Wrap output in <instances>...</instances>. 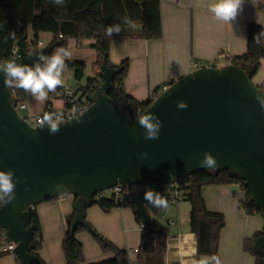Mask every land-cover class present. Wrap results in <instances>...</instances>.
I'll return each mask as SVG.
<instances>
[{
  "label": "water",
  "instance_id": "95a60500",
  "mask_svg": "<svg viewBox=\"0 0 264 264\" xmlns=\"http://www.w3.org/2000/svg\"><path fill=\"white\" fill-rule=\"evenodd\" d=\"M29 44L31 39L18 30L15 56L7 61L31 66L59 47L54 40L30 51ZM254 72L233 64L202 67L173 82L140 114L159 117L162 126L154 140L144 139L137 118L132 121L107 95L118 71L108 67L106 57L98 76L101 84L95 90L87 86L90 106L59 123L55 133L41 124L33 127L20 116L0 72V170L11 169L15 182L14 199L0 206V229L15 245L17 263L38 260L31 215L42 202L75 197L70 232L77 227L91 232L85 216L89 207L102 205L97 193L139 186L132 206L147 237L155 228L143 199L145 189L160 192L167 207L159 209L166 210L173 197L164 195L162 188L203 171H228L239 178L264 221V92L253 83ZM177 101L187 108L178 109ZM204 152L217 160L214 171L197 167ZM253 250L264 264L263 236L255 240Z\"/></svg>",
  "mask_w": 264,
  "mask_h": 264
},
{
  "label": "crops",
  "instance_id": "0c3cea01",
  "mask_svg": "<svg viewBox=\"0 0 264 264\" xmlns=\"http://www.w3.org/2000/svg\"><path fill=\"white\" fill-rule=\"evenodd\" d=\"M213 2L160 0L161 39L145 41L126 38L111 41L110 64L119 66L125 60L129 63L123 83L128 96L146 102L153 99L155 93L160 94L164 86H170L184 75L202 67H224L231 64L232 58L246 52L248 25H260L264 29V0H243L241 10L229 22L218 20L209 11ZM120 29V33L113 36L128 37L142 32L140 25ZM26 36L28 40L32 38L30 29ZM39 38L42 47L56 40L50 33H42ZM93 43V40H68L67 50L72 53V59L65 63H84L85 72L91 71L92 77L85 79L80 88H84L90 78L99 79V71L93 69L96 61V52L90 47ZM219 64L221 66L217 67ZM62 76L63 86L73 79L67 67ZM252 81L257 86L264 85V59ZM47 100L43 101L36 117L45 112ZM50 101L55 108L61 107V102ZM202 196L207 211L224 218L218 250L220 264H254V257L244 252L243 243L263 229L264 221L260 214H246L243 207L246 195L242 187L237 184L204 186ZM75 200V197L65 195L34 207L42 237L39 255L46 264H65L62 241L67 228L66 218L74 212ZM154 208L147 205L153 224L166 228L169 233L165 264H198L200 260L208 258H198L196 255V237L189 228L190 204L178 199L166 210L155 208L154 211ZM85 220L91 229L117 248L132 251L134 257L142 242V230L132 206L106 212L100 206L93 205L86 210ZM76 239L83 246L84 264H96L111 258L102 253L87 230L78 232ZM0 264L18 263L10 255L4 254L0 256Z\"/></svg>",
  "mask_w": 264,
  "mask_h": 264
},
{
  "label": "trees",
  "instance_id": "16d2710c",
  "mask_svg": "<svg viewBox=\"0 0 264 264\" xmlns=\"http://www.w3.org/2000/svg\"><path fill=\"white\" fill-rule=\"evenodd\" d=\"M112 24H118L120 28L140 25L142 32L128 37H108L105 35V28ZM29 29L32 32V38L31 44L27 45V49L30 51L37 48L39 35L42 33H50L57 40L59 47L54 49L50 55L58 52L60 48L67 49L68 40L70 39L77 42L93 40L94 43L90 46L96 52L93 69L101 73L102 60L106 57L108 67L118 71L114 79V86L107 95L132 121L138 118L159 95L155 93L154 98L146 102H139L128 96L123 83L128 72L129 63L125 60L119 66H113L110 64L108 56L110 43L116 39L132 38L145 41L161 39L160 0H65L61 6L53 4L51 0H0V63L13 57L12 52L16 47L17 31L21 30L22 35H27ZM60 35L62 38L59 40ZM254 36H258L261 43H256ZM263 59L264 29L260 25L249 24L247 27V50L243 55L232 58L231 64L242 68L249 66L256 72ZM41 64L43 65V62ZM66 67L72 72L73 79L76 82L83 79L86 69L84 63L66 62ZM100 84V79L90 78L87 85L84 88H78V91L88 94L87 86H91L95 90ZM258 88L264 92V85L258 86ZM13 89L18 100L26 98L27 92L22 89ZM55 92L48 93L46 105L50 103V99L53 98ZM228 184L240 185L244 190L246 201L243 207L246 214H260L252 202L245 184L239 178L231 176L228 171H203L177 181L178 191L181 193L179 198H184L190 204L189 228L190 232L196 237V255L198 258H211L213 256L219 258L220 233L224 228L223 216L210 214L207 211L202 196V188L209 185ZM126 205L124 201L111 198L103 199L100 207L107 212ZM74 216L75 212L66 218L67 228L62 241V251L65 264H84L83 246L76 239V234L86 231V229L77 227L74 234L70 232ZM31 220L37 228L34 236L33 253L37 255L38 260L33 264H46L39 255L42 248V237L39 219L35 210H32ZM136 220L141 226L137 216ZM154 228V232L147 237H144V229H141L142 242L133 258L128 251L117 248L92 229L90 234L102 253L111 256L109 260L96 264H165L169 233L166 228L157 227L156 225H154ZM261 236L264 237V227L243 243L244 252L254 257V264H262V257L256 255L253 250L255 240ZM2 255L4 254L0 253V256Z\"/></svg>",
  "mask_w": 264,
  "mask_h": 264
},
{
  "label": "clouds",
  "instance_id": "9594fccd",
  "mask_svg": "<svg viewBox=\"0 0 264 264\" xmlns=\"http://www.w3.org/2000/svg\"><path fill=\"white\" fill-rule=\"evenodd\" d=\"M57 6L64 4L65 0H51ZM243 0H214L210 5L209 11L214 14L218 20L229 22L235 19L238 11L241 10ZM121 31L118 24L108 25L105 28V35L112 37L113 34H119ZM256 43H261L258 36H254ZM39 62L33 65H21L15 61H4L0 63V72L4 75V86L8 89L17 88L33 96L37 101L43 102L47 100L49 92H55L58 87L63 86L62 74L66 68V60L72 59V53L60 48L58 52L45 57L40 55ZM43 62V65L40 63ZM258 99V97H257ZM178 109H186L187 104L183 101H177ZM58 115L45 113L42 117L41 128L47 126L50 133L59 131ZM138 125L144 129L143 136L146 140H154L159 138L161 121L158 116L152 112L140 115L137 118ZM142 155H146L143 153ZM197 167L214 171L218 167V162L209 152H204L202 159L197 163ZM15 182L14 172L9 169L7 171L0 170V206L6 205L14 199ZM143 199L147 204L155 208L167 207V201L161 196L160 192L146 188L143 193ZM220 264L218 257L205 258L198 264ZM196 264V262H193Z\"/></svg>",
  "mask_w": 264,
  "mask_h": 264
},
{
  "label": "built area",
  "instance_id": "2783aa9c",
  "mask_svg": "<svg viewBox=\"0 0 264 264\" xmlns=\"http://www.w3.org/2000/svg\"><path fill=\"white\" fill-rule=\"evenodd\" d=\"M62 38V36H59V40ZM42 47V42H38L37 48ZM16 48L13 50L12 54L13 57L15 56ZM169 86H164L162 88V92L166 91ZM11 92V98L12 100H15V109L19 110H25L27 108L26 104L23 102V100H18L14 94V89H10ZM88 94L83 93L82 91L75 90L74 88L64 85L62 87H59L53 98L50 100L52 101H59L61 102L60 108H55L51 101L45 106V112L36 117V120L32 123L29 122L27 118H22L28 122L31 126L36 127L39 124H41L42 117L45 113H50L54 115H58L60 117L59 123L65 122L67 120L76 118L80 116L89 106L90 102L87 100ZM110 190V189H108ZM140 190L139 186H130V187H113L111 188V196L108 199H116L120 201H124L126 204L132 205V200L134 195ZM162 192L164 195L171 196L173 199L170 201L171 205L174 204L176 200L179 199L181 193L178 191V185L177 182H172L162 188ZM96 199H107L104 196V191L99 192L95 195ZM34 210V208H32ZM141 229H144L143 225H141ZM15 245L13 243L8 242L6 237V232L2 229H0V253L10 255L12 258L15 259L13 255V249ZM136 254V253H134Z\"/></svg>",
  "mask_w": 264,
  "mask_h": 264
},
{
  "label": "rangeland",
  "instance_id": "374dc122",
  "mask_svg": "<svg viewBox=\"0 0 264 264\" xmlns=\"http://www.w3.org/2000/svg\"><path fill=\"white\" fill-rule=\"evenodd\" d=\"M220 66L221 64L217 65V67H220ZM88 77H92L90 70L85 72L83 81L76 82L74 79H72L68 81L69 83L67 84V86H70L75 89L80 88V85H84L85 79H87ZM55 101L57 102V100ZM24 103L26 104L28 109L27 110L18 109V113L20 114V116H22L23 118H27L29 122L33 123L36 120V115H37L36 113L39 111L43 102L37 101L33 96L29 95L28 97L25 98ZM104 196L108 199L111 196V189L104 191ZM179 199L181 202H185L187 205H189L188 202L185 201L184 198L181 197ZM126 206H132V205L127 204ZM129 254L131 257L133 256L132 251H129Z\"/></svg>",
  "mask_w": 264,
  "mask_h": 264
}]
</instances>
